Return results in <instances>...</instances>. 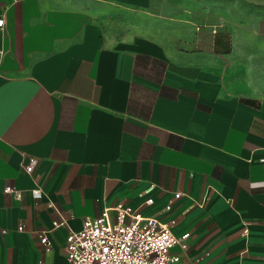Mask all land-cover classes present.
<instances>
[{"label":"crops","instance_id":"0c3cea01","mask_svg":"<svg viewBox=\"0 0 264 264\" xmlns=\"http://www.w3.org/2000/svg\"><path fill=\"white\" fill-rule=\"evenodd\" d=\"M261 8L0 0V264H67L115 203L189 232L176 264H264Z\"/></svg>","mask_w":264,"mask_h":264},{"label":"built area","instance_id":"2783aa9c","mask_svg":"<svg viewBox=\"0 0 264 264\" xmlns=\"http://www.w3.org/2000/svg\"><path fill=\"white\" fill-rule=\"evenodd\" d=\"M3 23L4 15L0 13V27ZM260 160L264 162V157ZM35 163V157L27 156L21 166L30 173ZM3 191L12 196L20 195V191L11 185H5ZM39 193L38 188L33 190L34 195ZM179 195L176 192L173 198ZM151 202L152 198H147L146 203ZM50 205L60 214L53 204ZM66 224V219L60 215L59 219L52 220L48 230L40 232L44 251L52 247L47 232ZM243 232H246L245 226ZM188 237L189 232H172L169 223L155 214L143 215L131 206L115 203L104 207L98 216L85 217L79 230L69 229L65 254L67 264H176L179 255L171 252V248L178 245L180 249H186Z\"/></svg>","mask_w":264,"mask_h":264},{"label":"rangeland","instance_id":"374dc122","mask_svg":"<svg viewBox=\"0 0 264 264\" xmlns=\"http://www.w3.org/2000/svg\"><path fill=\"white\" fill-rule=\"evenodd\" d=\"M211 1H215V0H209ZM225 1V6H227L228 3L231 2H236V4L239 6V3H241L242 6L244 7H248V6H256V5H260L262 4V8L261 11L264 13V0H224Z\"/></svg>","mask_w":264,"mask_h":264}]
</instances>
